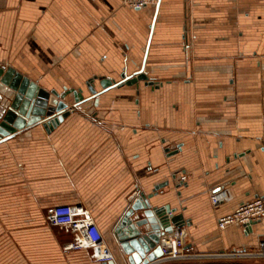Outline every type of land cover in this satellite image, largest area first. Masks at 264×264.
Wrapping results in <instances>:
<instances>
[{
    "label": "crops",
    "instance_id": "crops-1",
    "mask_svg": "<svg viewBox=\"0 0 264 264\" xmlns=\"http://www.w3.org/2000/svg\"><path fill=\"white\" fill-rule=\"evenodd\" d=\"M8 67L47 90L74 89L67 104L76 91L101 93L49 132L41 123L0 142L8 171L56 163L40 180L0 176V264H103L29 204L88 208L115 264H130L114 228L132 199L165 181L169 191L150 201L183 214L195 251L250 250L264 239V219L250 230L217 226L264 196V0H0ZM141 69L152 85H115ZM216 189L224 196L213 204Z\"/></svg>",
    "mask_w": 264,
    "mask_h": 264
},
{
    "label": "water",
    "instance_id": "water-1",
    "mask_svg": "<svg viewBox=\"0 0 264 264\" xmlns=\"http://www.w3.org/2000/svg\"><path fill=\"white\" fill-rule=\"evenodd\" d=\"M144 80L152 85L146 73L141 69L133 75H122V84H138ZM65 89L58 92L47 90L30 80L12 67L0 69V142L14 136L19 131L43 124L49 132L54 129L83 100L97 97L101 92L92 91L91 96H84L81 91L75 92L76 102L67 104L63 99L74 92ZM168 181L156 185L153 191L141 194L131 200L128 208L118 220L114 235L122 250L128 255L130 264H153L162 256L161 241L166 233L175 228H183L186 224L182 213L174 214L167 205H152L150 198L154 194L169 191ZM247 230L250 227L247 225ZM113 264V262H103ZM202 264H245L237 262H216Z\"/></svg>",
    "mask_w": 264,
    "mask_h": 264
},
{
    "label": "built area",
    "instance_id": "built-area-1",
    "mask_svg": "<svg viewBox=\"0 0 264 264\" xmlns=\"http://www.w3.org/2000/svg\"><path fill=\"white\" fill-rule=\"evenodd\" d=\"M132 7H142L146 4H157L160 0H122ZM187 175L181 174L180 180L187 181ZM224 194L221 189L211 193V201L218 204ZM264 219V196H256L238 206L228 214L218 218L217 226L224 229L231 225H239L246 228L253 222ZM46 222L50 225L63 226L74 233L72 246L85 248L92 258L100 263L113 262L115 264L114 252L106 237L98 225L90 210L81 205L53 204L46 208ZM186 231L183 228H175L172 232L163 236L161 241L162 256L153 264H166L181 261L186 264H202L216 262L243 263L244 255L264 256V239L250 250L234 249L215 253L197 252L194 247L187 245L185 241ZM247 264V263H245Z\"/></svg>",
    "mask_w": 264,
    "mask_h": 264
},
{
    "label": "rangeland",
    "instance_id": "rangeland-1",
    "mask_svg": "<svg viewBox=\"0 0 264 264\" xmlns=\"http://www.w3.org/2000/svg\"><path fill=\"white\" fill-rule=\"evenodd\" d=\"M7 166H0V176L2 178H13L19 181H30V180H40L42 178H46L51 176L52 173L55 172L56 170V163L55 162H50L49 164H44L42 166H28L27 170L25 171H19L18 166H12V167H8L10 169V171H8L7 169H5ZM19 207H21L22 204H18ZM31 206V210H40L42 212L46 211V207L49 204H29ZM33 206V207H32ZM22 209V208H21ZM167 264H186L184 262L181 261H174L171 263H167Z\"/></svg>",
    "mask_w": 264,
    "mask_h": 264
},
{
    "label": "trees",
    "instance_id": "trees-1",
    "mask_svg": "<svg viewBox=\"0 0 264 264\" xmlns=\"http://www.w3.org/2000/svg\"><path fill=\"white\" fill-rule=\"evenodd\" d=\"M167 264V263H166Z\"/></svg>",
    "mask_w": 264,
    "mask_h": 264
}]
</instances>
